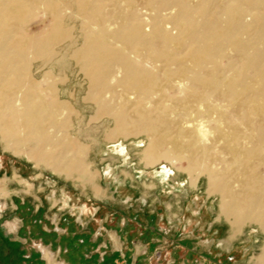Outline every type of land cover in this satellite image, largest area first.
Masks as SVG:
<instances>
[{
	"label": "bare ground",
	"instance_id": "1",
	"mask_svg": "<svg viewBox=\"0 0 264 264\" xmlns=\"http://www.w3.org/2000/svg\"><path fill=\"white\" fill-rule=\"evenodd\" d=\"M64 66L110 140L207 178L229 240L264 234V0H0V143L72 178L88 166L52 76Z\"/></svg>",
	"mask_w": 264,
	"mask_h": 264
},
{
	"label": "rangeland",
	"instance_id": "2",
	"mask_svg": "<svg viewBox=\"0 0 264 264\" xmlns=\"http://www.w3.org/2000/svg\"><path fill=\"white\" fill-rule=\"evenodd\" d=\"M39 19L40 16L30 21L34 29ZM66 69L65 66L57 69L52 76L56 92L62 95L60 99L71 105H68L64 118L72 125L70 131L73 135L86 145L81 160L88 166V171L66 178L42 164L35 167L33 162L15 152L12 145L8 148L0 143V156L3 155L7 162L17 161L20 175L32 174L31 177L38 178L31 181L13 173L14 181H9L1 178L4 172L0 174L6 191L0 192V198L12 195L13 192L8 190L9 183L23 185L21 188L12 185L22 189L17 190L18 197H13L14 212L19 222L17 239L26 243L23 232L40 234L42 230L50 233L46 240H52L53 232H56L53 222L59 213L58 209L52 210L48 220L44 217L45 207L48 206V198H52V192L65 188L72 194V199L78 201V214L83 212L80 227L74 230L99 232L102 222L101 226L110 230L112 213L122 214L128 223H133L139 243L151 247V254L161 258L160 264H257L255 258L260 255L264 243V234L259 228L246 226L241 235L229 240V225L224 220H217L219 197L208 194L207 178L179 170L167 160L149 164L148 157L142 153L146 144L143 138L120 136L110 140L105 134L107 118L104 115L97 119L93 101L85 90L87 80L82 74ZM57 193L55 200L63 198ZM40 201L45 207L36 211ZM65 226L63 229L61 224L60 229H72L70 224ZM20 246L28 247L30 243ZM42 248L46 259L53 261L49 253L53 247L44 245Z\"/></svg>",
	"mask_w": 264,
	"mask_h": 264
},
{
	"label": "crops",
	"instance_id": "3",
	"mask_svg": "<svg viewBox=\"0 0 264 264\" xmlns=\"http://www.w3.org/2000/svg\"><path fill=\"white\" fill-rule=\"evenodd\" d=\"M4 163L6 168H4ZM8 163L9 166H7ZM17 167H20L17 161L7 162L3 155L0 156V174L4 172L1 178H7L10 181L13 173L20 175V168ZM21 175L27 177L26 180L38 179L36 176L31 177L32 174L22 173ZM9 177L11 178L9 179ZM12 185H18L20 188L23 186L15 182L9 183L8 190L13 192L12 195L9 198H0V264H49V262L52 264H160L161 258L158 259L157 254H154L155 256L151 254V247L147 248L139 243L133 223H128L127 218L122 214L112 213L110 230L101 226L103 222L99 232L94 230L88 233L74 230L75 227H80L79 220L83 212L78 214L76 205L78 201L72 199V194L65 188L52 192V198H48V206L45 207L44 202L40 201V206L36 210L45 207L44 217L49 220L48 214L52 210L58 209L57 220L56 222L52 221L56 226L52 240H46V238L49 239L46 237L50 234L48 232L41 230L40 234H35L34 231H26L23 232L26 243H23L17 239L19 222L15 216L14 209L16 207H14L13 200V197H18L17 190L22 189H17ZM57 192L63 197L60 200H55ZM99 209L100 207H98ZM94 212V214L97 213L95 210ZM108 219L109 216L106 218V222ZM66 223L70 224L72 228L70 231L60 229L61 224L64 229ZM27 243H30V246H20L27 245ZM44 245L53 247L51 252L49 251L53 261L48 257L49 262L46 259L42 248Z\"/></svg>",
	"mask_w": 264,
	"mask_h": 264
}]
</instances>
